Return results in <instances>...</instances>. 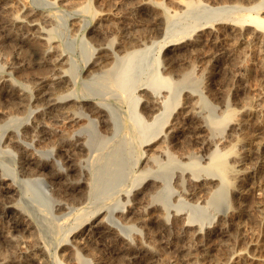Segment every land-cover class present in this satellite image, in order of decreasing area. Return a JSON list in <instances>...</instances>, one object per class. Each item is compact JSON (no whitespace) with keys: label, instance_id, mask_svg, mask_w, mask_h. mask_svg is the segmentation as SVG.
<instances>
[{"label":"rangeland","instance_id":"374dc122","mask_svg":"<svg viewBox=\"0 0 264 264\" xmlns=\"http://www.w3.org/2000/svg\"><path fill=\"white\" fill-rule=\"evenodd\" d=\"M140 1L144 0H4L5 3L0 0V5L3 6L1 15L7 9L11 11L7 10V13H4L7 16L14 12L15 16L19 14L23 17L29 8L36 12L33 18H38V25H43L42 28L46 34L44 37L50 40L44 41L47 42V46L52 45L50 56L62 51L61 53L65 55L64 59L68 60H65L64 63H66L61 64L62 66L59 65L60 67L56 66V70H66L64 72L71 82L70 88L73 89V93L85 94L105 104L110 117L109 125L104 132L94 121L89 124L84 123L81 132L84 139L80 140L84 146L77 148V153L72 157L73 162L66 158L72 146L58 139L40 144L37 147L40 153L29 154L32 160L49 159L48 167L41 175L42 180L38 181L26 179L19 174L18 165L21 158L15 147L7 143L8 134L19 133L21 127L34 118H41L46 125L65 129L69 134L80 129L65 127L67 125L59 123L61 120L59 117L55 119L49 115H42L41 112L36 113L38 108L35 107L40 105L37 100L31 103L28 100L24 101L22 108L17 110L14 104L0 99V163L8 169L11 168L13 174H9L8 177L13 176L14 179L11 193L5 194L0 190V264H163V262L164 264H197L201 255H204L200 260L202 264H221L227 257L232 260L229 264H264V30L253 27L244 28L239 21L247 13L256 15L260 11L248 9L249 5L257 0H145L148 1L145 6L134 4ZM79 3L83 7L86 5V12ZM73 4L74 8L71 7ZM72 8H76V12ZM78 11L80 13H77ZM42 12L50 17V23L53 22L51 25L49 22L46 25L42 24L39 16ZM152 14L155 18L163 16L157 27L153 24L155 18ZM261 15L263 16L264 13ZM29 19L26 18V20ZM232 24L235 26L232 27ZM14 31L18 32L17 34H20V31L21 34L24 33L22 34L24 36L26 33H31L30 35L34 33L33 30H23L19 27L11 29L12 33ZM183 31L187 33L183 37H178ZM4 33L5 30L0 27V76L9 71L12 72V66L17 67L16 73H19H12L11 83L17 85V88L25 89L28 96L37 93L33 88L37 82L49 78L48 76L55 71L49 64L37 66L34 62L33 54L37 55L39 47L41 48L45 42L29 35L25 43L27 47L23 48L21 43L6 39V33ZM130 36L140 38L142 45L139 48L146 46V49L133 58L129 65L118 74L120 63L117 62L119 57L127 51ZM174 39H178V43H185L187 48L177 49L174 54L176 61L173 63V68L164 72V51H159V47L167 41L169 44L172 43L170 41ZM31 42H34L33 45ZM41 42L44 44H40ZM100 45L109 46L110 50L106 53V57L103 56L104 59L103 57L98 59L103 62L102 67L99 64V67L94 68L93 62L97 59L96 48ZM107 54H110L112 59L107 57ZM166 57L174 58L172 52ZM68 67H73V70L75 68L73 72L70 70L74 74L68 72L70 69ZM155 68L172 81L167 87L150 88L149 81L153 79ZM104 69L106 71H103ZM118 82H121L122 86ZM135 83L142 84L139 87H145L148 92L155 94L162 101L163 108H165L164 103L167 104L168 110L164 117L161 116L163 124L155 129V139H158L163 131H168L172 127L169 125H172L175 118L180 119L186 112L194 117L193 123L203 125V131L190 138L185 133L177 137L172 133L173 137L171 135L168 136L169 139L165 137L166 140L163 143L160 137L151 148L152 150L148 151L149 147L142 144L144 139L138 133L146 127L149 119L147 120V117L144 115L145 118L141 113L140 102L144 93L139 91L137 86L133 91ZM118 85L121 87H117ZM34 103H38L37 106ZM244 107L247 108L246 110L255 111L256 118L243 111ZM227 109L238 110L235 114L237 118L233 114L234 116L230 118L231 122L228 119L226 123L224 119L223 125H220L221 117L224 118L223 115L225 116ZM158 113L160 112L156 114ZM137 114L145 121L134 128L130 127ZM250 117L253 120H250ZM234 118L246 121L242 126L245 132L242 127L241 130L233 127ZM213 122H218L219 125L216 123L214 125ZM237 134L238 137L244 135L242 139L240 137L236 140ZM201 138L211 140L212 145L203 147ZM233 138L235 141L240 140L238 145L241 147L237 145V142L234 144ZM158 146L162 148L164 154L154 151ZM228 146L230 147L226 148ZM232 147L235 148L232 149ZM243 148L245 151L242 150ZM213 149L218 150L219 153H224L223 151L227 149L228 153L226 152L223 158L228 161H224L228 163L227 166H233L232 161L238 158L232 156L233 154L239 155L241 165L238 167L245 172L241 174L239 171L237 175L226 173L227 176L231 175L229 178L225 174V179L229 178L227 186L231 185L233 188L229 187V189L225 186L223 189H227L222 190L224 191L222 195L214 196L211 204L207 205L205 204L207 194H204V191L199 190L194 197H186L184 194L187 186L185 183L183 186V182H177V178L179 175L185 178L189 171L198 170L192 165H186L188 160L196 161L199 170H204L208 163L207 157ZM229 149H232L230 153H233L232 155L229 154ZM239 149L242 151L239 152ZM226 154L230 156L227 157ZM146 155H151L153 159L155 156L156 161H147ZM57 167H68L63 173L65 175L61 176V181L65 183L76 181L81 172L85 183L81 187L84 194L80 203L73 205L69 200L68 191L64 189H62L64 191L61 189L56 191L55 187L58 188L62 184L55 186L47 180V170ZM197 174L202 176L206 173ZM147 179H153L155 182L156 188L152 192L146 188L152 180ZM251 179L256 181L251 182ZM229 181L232 183L230 184ZM233 182H236V185ZM253 182H261L258 190L251 188ZM236 187L240 192L246 191V193L233 192L232 189ZM179 188H182L181 192ZM176 191L179 193L177 194ZM135 196L138 202L133 205L132 199ZM66 199L70 205H67L63 211L55 212L52 205ZM258 200L262 204L259 209L254 208ZM146 202L152 203V212L164 215V223H168L170 227L174 210H178L186 218L188 214H191L193 220L191 224L194 226L182 232L172 227L160 230L154 223L147 220L139 221L136 211L144 209ZM10 206L15 209L9 208ZM130 206H134L135 213L128 215L130 219H122L121 212ZM96 215H100L97 219L100 218L105 226L111 227L118 238L114 239L112 236L91 238L84 235L77 239L78 242L75 245L70 244L73 238L71 234L75 231L78 234L83 229L84 223ZM144 217L149 219V215ZM21 219L22 221L24 219L23 223L28 221L26 225L28 224L31 233L24 231L25 225H16V222ZM96 220L95 222L98 221ZM219 222L225 228L224 233L222 235L214 233L208 244L195 248L188 237L189 232L196 227L206 237L208 235L206 232L212 230ZM187 240L190 242L188 243ZM170 243L176 247L181 244L180 251L177 252ZM64 244L67 245L64 246ZM138 244L145 245L147 248H145L146 251L144 250L145 253L141 254L143 257L140 255L135 258L136 255L133 253L135 248L140 246ZM149 245H152L151 248ZM35 246H41V251L35 249ZM185 249L189 250L190 255ZM41 252L45 256L39 255ZM238 253L242 254L240 258L235 256Z\"/></svg>","mask_w":264,"mask_h":264},{"label":"bare ground","instance_id":"6f19581e","mask_svg":"<svg viewBox=\"0 0 264 264\" xmlns=\"http://www.w3.org/2000/svg\"><path fill=\"white\" fill-rule=\"evenodd\" d=\"M145 1V0H144ZM144 1H140L138 3H134L136 4L137 6H141V5H144L147 3L148 4V1L144 2ZM3 3L4 0H2ZM49 2V1H48ZM153 2V1H151ZM2 3V5H3ZM66 3V2H65ZM67 3H70V2H67ZM66 3V4H67ZM76 3V1H75ZM154 3V2H153ZM157 3V2H156ZM178 3V2H177ZM186 3V2H185ZM189 3V1H188ZM64 4V3H63ZM80 4V3H79ZM78 4V5H79ZM82 4V2H81ZM81 4L79 6H81ZM86 4V3H85ZM84 4V5H85ZM112 4V3H111ZM116 4V3H115ZM179 5H182V3H178ZM7 6V4H4V6ZM125 5V4H124ZM69 6V4H68ZM79 6L77 8V5H76V8L79 9ZM120 6V5H119ZM136 6V7H137ZM147 6V5H146ZM71 7L74 8V4L73 6L71 5ZM83 7V6H81ZM121 7V6H120ZM150 7V6H148ZM153 7V6H152ZM69 8V7H68ZM72 8V9H73ZM75 9L74 12H76ZM84 11L86 12L85 8H86V5L83 7ZM147 8V7H146ZM154 8V7H153ZM25 9V8H24ZM90 9V8H89ZM135 9V8H134ZM249 10H260L259 12L256 13V15H252L250 13H247L245 14V16L240 19L239 21L241 22V25L246 28V27H253L255 29H263L264 30V15L262 16L261 14L264 13V0L260 1V0H257L255 1L253 4L249 5L248 7ZM8 10V9H7ZM6 10V11H7ZM10 10V9H9ZM8 10V11H9ZM82 10V9H81ZM80 10V12H82ZM132 10V9H130ZM147 10V9H146ZM3 11V6L0 5V27L3 28L5 30V38L8 39L9 41H12V42H17V43H21L22 44V47L25 48L27 47V45L25 46V43H27V38L28 36L31 34V33H26L25 36L22 35L24 33L21 34V32L23 31H19L20 34H17L18 32L15 33H12L11 32V29H13L14 27H19L23 30H33V36L30 35V37H34L40 41H43L45 42L44 40H46L48 42V37H44V34L45 31H44V28H42V26L40 27L38 25V22L37 19H34L33 16L36 15V12H34L33 10H28V12H26V15L24 16L23 14V17L21 18L19 16V14L17 16H15L13 13L9 16H7V14L5 15L4 12L3 14L6 16V18H2V15H1V12ZM71 11V10H70ZM11 12V11H9ZM79 11L77 13H80ZM88 12V11H87ZM125 12V11H124ZM7 13V12H6ZM46 13V12H45ZM151 13V12H150ZM155 13V12H154ZM9 14V13H8ZM47 14V13H46ZM107 14V13H105ZM161 14V13H160ZM159 14V15H160ZM51 15V14H50ZM110 15V14H108ZM129 15V14H127ZM38 16V14H37ZM40 21L42 22V24L44 23V25H46V23L49 22V25H51L53 22L50 23V17L48 15H45L44 12L40 13ZM38 16V17H39ZM153 16V14H152ZM151 16V17H152ZM158 16V15H157ZM162 16V15H160ZM72 17V16H71ZM150 17V16H149ZM148 17V18H149ZM154 17V16H153ZM25 18V20H24ZM26 18H30L29 20H26ZM33 18V19H31ZM104 18V17H102ZM117 18V17H116ZM155 18V17H154ZM163 18V16H162ZM161 17H157L155 18L153 24L154 26L157 27L158 25V22H160L162 20ZM107 19V18H106ZM111 19V18H109ZM112 20V19H111ZM110 20V21H111ZM40 22V23H41ZM120 22V21H119ZM100 24V23H99ZM108 24V22H107ZM48 25V26H49ZM73 25V24H72ZM103 25V24H102ZM115 26V25H114ZM125 26V25H124ZM153 26V25H152ZM235 26V24H232V27ZM53 27V26H52ZM51 27V28H52ZM106 27V26H105ZM55 28V27H54ZM59 28V27H58ZM104 28V27H103ZM114 28V27H113ZM143 28V27H142ZM137 29V28H136ZM146 29V28H145ZM144 29V30H145ZM2 30V29H1ZM16 30V29H15ZM47 30V29H46ZM104 30V29H103ZM107 30V29H106ZM139 30V29H138ZM18 31V30H17ZM136 31V30H135ZM48 32V30H47ZM139 32V31H138ZM55 33V32H54ZM133 33V32H132ZM136 33V32H135ZM187 33V31H183L181 33V36H178V37H183L185 34ZM138 34V33H137ZM144 34V32H143ZM135 35V34H133ZM139 35V34H138ZM137 35V36H138ZM142 35V34H140ZM2 36V35H1ZM140 37V36H139ZM47 38V39H45ZM116 38V37H115ZM114 38V39H115ZM124 38V37H123ZM178 39H181V38H178ZM178 39H174L170 42L167 41L165 43H162L159 47V51L163 50L164 51V62H163V71H168L170 70L171 68H173V63L176 61V57H174V54L176 53L177 49H180V48H187V45L185 43H178ZM238 39V38H237ZM7 40V41H8ZM129 42L130 44H128V48H126L127 51H125V54L122 55L121 57H119V61L117 63H120V67H118L119 71H118V74L121 73L120 71L124 70L128 65L129 63L133 60V58H135L136 56H138L141 52H143L146 48V46H143L142 49L139 48L140 45H142V42H140V38L136 37V36H130L129 37ZM4 41V40H3ZM29 41V40H28ZM31 41V40H30ZM36 41V40H35ZM50 41V40H49ZM108 41V40H107ZM115 41V40H114ZM37 42V41H36ZM43 42H41L40 44H42ZM47 42H45L44 45H42V47L40 48L39 45V52L37 55L33 54V57H34V62L37 66H41V65H46V64H49L53 69H55V71L50 75L48 76L49 78L45 79V80H42L40 82H37V85L33 88H35V91L37 93H33L32 95H27L26 94V91L25 89H20V88H17V85H15L14 83L12 84L11 82V76H12V73H16V69L17 67H11V70L12 72H8L4 75L1 74L0 76V99H3L5 100L6 102L8 103H11V104H14L16 109L18 110L19 108H22L23 106V103L24 101L26 102L28 100L29 103H31L32 101H35L36 100L38 101V103H40V105L38 107H35V108H38L36 110V113H40L42 115H46L49 117H53V118H61V120L59 121V123H62L64 125H67L65 127H73V128H78L80 130H77V131H74L72 133H66L67 130L65 129H60L58 127H53V126H48L46 125L41 118H34L32 120H30V123H25L21 128L20 132L18 133H11V134H8V137H7V143H10L13 148L15 147V149L17 150V153L18 155L20 156L21 158V161L19 162V165H18V172L19 174L26 178V179H33V180H38V181H41L42 178H41V175H43V171L46 170V168L48 167V164H47V161H49V159H44V158H37L36 160H32V158L29 157V154L30 153H34V152H39L37 147L42 144V143H45V141H51V140H54V139H58L60 140V142H63L65 144H67L68 146H72L73 148H71L69 151H68V154H66V158H69L71 162H73V159L72 157L74 156V154L77 153V148H79L81 146V148L84 146V143H82L80 140H83L84 138L83 135L81 134L82 132V126L84 125L85 122H87L88 124L91 123V121H94V123L96 125H98L102 131L104 132V129L107 130L106 128L108 127L109 125V120H110V117L108 115V112L106 111V106L105 104L101 103L100 101H97L96 99H91L89 98V96L87 95H83V94H80V95H76L73 93V89H71L70 85H71V82L68 78H66V75L64 71L60 70V69H57L56 70V66L60 67L62 66L61 64L64 63V61L66 60V58L64 59L65 55L62 54L60 51V53H57V55L53 54L52 56H50V53H51V47L47 46ZM118 42V41H117ZM128 42V43H129ZM32 43V42H31ZM34 43V42H33ZM32 43V45H33ZM122 43V42H121ZM125 43V42H124ZM127 43V42H126ZM9 44V43H8ZM20 44V46H21ZM29 44V43H28ZM39 43H37L38 45ZM49 44V43H48ZM12 45V44H11ZM10 45V46H11ZM54 45V44H53ZM56 45V44H55ZM122 45V44H120ZM127 45V44H126ZM9 46V47H10ZM15 46V45H14ZM25 46V47H24ZM36 46V45H35ZM115 46V45H114ZM123 46V45H122ZM3 47H4V44H3ZM7 47V46H6ZM13 47V46H12ZM56 47V46H54ZM117 47V46H115ZM119 47V46H118ZM195 47V46H194ZM198 47V46H197ZM59 48V46H58ZM112 48V47H111ZM124 48V49H125ZM227 48V47H226ZM234 48V47H233ZM20 49V48H19ZM37 49V48H36ZM56 49V48H54ZM53 49V50H54ZM97 51H96V61L94 60L93 62V66L95 68V66H100L101 61H99L98 59H100L101 57H106V53L108 52L109 49V46H99L96 48ZM117 49V48H116ZM33 50V49H32ZM119 50V48H118ZM123 50V49H122ZM227 50V49H225ZM29 51V50H28ZM38 51V50H37ZM36 51V52H37ZM221 51V50H220ZM22 52V50H21ZM26 52V51H24ZM23 52V54H24ZM35 52V51H34ZM55 52V51H54ZM91 52V51H89ZM115 52V51H114ZM122 52V51H121ZM170 52H172L173 54V57H166V55L168 56V53L170 54ZM33 53V52H31ZM112 53V52H111ZM110 53V54H111ZM224 53V52H223ZM237 53V52H236ZM90 54V53H89ZM109 54V55H110ZM214 54V53H213ZM233 54V53H232ZM55 55V56H54ZM92 55V54H91ZM107 54V57L111 58ZM117 55V54H116ZM219 55V54H218ZM222 55V53H221ZM24 56V55H23ZM213 56V55H212ZM235 56V55H234ZM27 57V56H26ZM32 57V58H33ZM103 57V59H104ZM224 57V56H223ZM229 57V56H228ZM24 58V57H22ZM212 58V57H211ZM219 58V57H218ZM95 59V58H94ZM112 59V58H111ZM118 59V58H117ZM23 61V59H21ZM27 60V59H25ZM229 60V59H228ZM20 61V59H19ZM68 61V60H66ZM103 61V60H102ZM108 61V60H107ZM112 61V60H111ZM157 60L155 59V62ZM214 61V60H213ZM231 61V60H230ZM21 62V61H20ZM28 62V61H27ZM215 62V61H214ZM233 62V61H232ZM30 63V62H29ZM28 63V64H29ZM66 63V62H65ZM64 63V64H65ZM69 63V62H68ZM157 63V62H156ZM100 64V65H99ZM22 65V64H21ZM31 65V64H30ZM48 65V66H49ZM60 65V66H59ZM114 65V64H113ZM65 66V65H64ZM63 66V67H64ZM106 66V65H105ZM115 66V65H114ZM30 67V66H29ZM45 67V66H44ZM57 67V68H58ZM71 67V66H70ZM68 67V69L70 68ZM102 67V65L100 66ZM107 67V66H106ZM111 67V66H110ZM43 68V67H42ZM67 67H65L66 69ZM73 68V67H72ZM70 68L69 69V73L71 72L70 70H72V72L74 70ZM115 68V67H114ZM113 68V69H114ZM121 68V69H120ZM67 69V70H68ZM88 69V68H87ZM101 69V68H100ZM99 69V70H100ZM247 69V68H246ZM89 70V69H88ZM91 70V69H90ZM112 70V67L110 69V71ZM103 71H106V69H104ZM109 71V72H110ZM70 73V74H74V73ZM112 72V71H111ZM19 73V72H17ZM16 73V74H17ZM103 73V72H102ZM69 74V75H70ZM106 74V73H105ZM110 76V75H109ZM190 76V74H189ZM19 77V76H18ZM71 77V76H70ZM153 79H150L149 81V84H150V88L154 89L157 87L158 88H162V87H167L172 81L169 80L168 77L166 76H163L158 70H156L155 68V71L153 72V75H152ZM186 77V76H185ZM191 77V76H190ZM210 77V76H209ZM44 78V77H43ZM42 78V79H43ZM98 78V77H97ZM102 78V77H100ZM107 78V77H106ZM184 78V77H183ZM182 78V79H183ZM103 79V78H102ZM112 79V78H111ZM185 79V78H184ZM93 80V79H92ZM108 80H110L108 78ZM113 80V79H112ZM99 81V80H97ZM102 81V80H100ZM191 81V80H190ZM187 82V81H186ZM93 83V82H92ZM34 84V83H33ZM36 84V83H35ZM116 84V83H115ZM114 84V85H115ZM118 84H122L121 82H118ZM138 84V83H137ZM136 83L133 84V91H134V88L137 86L139 87L140 85L142 84H139L137 85ZM120 85H118L117 87H121ZM32 86V85H31ZM34 86V85H33ZM31 88V87H30ZM32 89V88H31ZM111 89V88H110ZM139 91H142V93H144L141 97V102H140V110H141V113L143 114V116L149 121V123L146 124V127L143 129V130H140V133H138L141 138H143V143L144 146L146 147H149L147 148V150H152L151 148L154 147L155 143H157V141L160 139H162L161 143L165 142V137L168 138L169 135H171L172 133H174L173 136H176L177 135H181L183 133H185L186 136H188L189 138L192 137V136H195V134H198L199 132H202L203 131V125L201 123H193V116L192 115H189V114H186L185 112V115H183L180 119H174V122L172 123V125L170 124L169 126H172L168 131H163V134L158 138V139H155L154 137L156 136V133H155V129L158 125L162 126L163 124V120L161 118V116L164 117V114L167 112V104L164 103L165 105V108L162 107V101L160 99H158V97L153 94L152 92H148L147 88L145 87H139L138 89ZM31 91V90H30ZM34 91V92H35ZM141 96V95H140ZM37 103V104H38ZM249 103V102H248ZM25 104V103H24ZM35 104V103H34ZM37 104H35V106H37ZM251 104V103H250ZM250 104H246V105H250ZM30 105V104H28ZM33 105V103H32ZM31 105V106H32ZM107 105V104H106ZM194 105V104H193ZM192 105V106H193ZM34 106V105H33ZM244 106V105H242ZM251 106V105H250ZM249 106V107H250ZM246 107V106H245ZM244 107V108H245ZM108 108V107H107ZM192 108V107H191ZM264 108V107H263ZM163 109V112H161ZM189 109V108H188ZM186 109V110H188ZM242 109V107H241ZM247 108L243 109V111L245 110L248 115L250 116H254V113L255 111L253 110H246ZM253 109V107H252ZM185 110V111H186ZM190 110V109H189ZM193 111V108L191 109ZM231 109H227L226 111V114L225 116L223 115L224 118L221 117V123H219L220 125L223 123L222 121H225L224 119H226V123L229 119V121L231 122L230 118L232 116H234L236 114V112L238 110H233L235 111V113H233V111ZM255 110V109H254ZM264 110V109H263ZM16 111V110H15ZM241 110H239L240 112ZM262 111V110H261ZM157 112H160L158 114H156ZM238 112V114H239ZM11 113V112H10ZM242 113V111H241ZM191 114V113H190ZM195 114V113H193ZM234 114V115H233ZM246 114V113H244ZM258 114V113H257ZM42 115L40 117H42ZM182 115V114H181ZM247 116V115H246ZM180 117V116H179ZM197 117V116H196ZM195 117V118H196ZM236 117V115H235ZM240 116H238L239 118ZM248 117V116H247ZM246 117V118H247ZM256 118V116H254ZM237 118V117H236ZM251 118V117H250ZM254 118V119H255ZM3 119V118H2ZM235 119V118H234ZM249 119V118H248ZM258 119V118H257ZM6 120V119H5ZM11 120V119H10ZM13 120V119H12ZM17 120V119H16ZM59 120V119H58ZM134 122L133 124L131 123V126L130 127H136L138 124L140 123H143V121H145L142 116L140 115H136L134 118H133ZM220 120V119H219ZM250 120H253L252 118ZM29 121V120H28ZM151 121V122H150ZM233 121V120H232ZM147 122V121H146ZM228 122V123H230ZM254 122V121H253ZM257 122V121H256ZM10 123V122H9ZM216 122H213L214 125ZM225 123V122H224ZM246 123V121L242 120V119H235L234 122L232 123L233 124V127L236 128L237 130H241V127L244 126V124ZM250 123V122H249ZM259 123V122H257ZM217 124V125H219ZM232 124H230L232 126ZM253 124V123H252ZM255 124V123H254ZM155 125V127H154ZM223 125V124H222ZM226 125V124H224ZM167 126V125H166ZM216 127V126H215ZM214 127V128H215ZM219 127V126H218ZM232 127V129H233ZM255 127V125H254ZM247 128V127H245ZM218 129V128H217ZM221 129V128H220ZM243 131H244V128L242 127ZM70 131V129H69ZM242 131V133H244ZM240 132V131H239ZM237 133V132H236ZM246 134V133H245ZM244 134H242V137H243ZM172 136V135H171ZM172 136V137H173ZM237 136V137H236ZM171 137V138H172ZM236 137V140L238 138L241 137V135H239L238 137V134L235 135ZM241 137V139H242ZM185 139V137H183ZM187 138V137H186ZM189 138H187L189 140ZM247 138V137H246ZM169 139V138H168ZM202 139V145L203 147H210L212 145V141L209 140H205V138H201ZM209 139V138H208ZM234 139V138H233ZM232 139V140H233ZM186 140V139H185ZM244 140V139H243ZM249 140V139H248ZM1 141V139H0ZM29 141V142H28ZM57 141V140H56ZM240 141V140H239ZM239 141H235L234 139V144H236L237 142V145L239 143ZM145 142V143H144ZM186 142V141H185ZM231 142V141H230ZM264 142V141H263ZM244 143V142H243ZM242 143V144H243ZM233 145V142L231 143ZM231 144L229 143V145L231 146ZM241 144V143H240ZM245 144V143H244ZM259 144V143H258ZM257 144V145H258ZM228 145V144H227ZM230 146L226 147V148H229ZM235 146V145H234ZM240 146V145H238ZM244 146V145H243ZM237 147V146H236ZM241 147V146H240ZM259 149L260 147L257 146ZM264 147V146H263ZM235 148V147H234ZM232 147V149H234ZM239 148V147H238ZM257 148V149H258ZM216 149V148H215ZM213 149V151H211L210 155L207 157L208 159V163H207V166L204 167V170H202L203 168L201 167V170L200 171L199 169V165L196 161H189L188 160V163L186 165H192L194 166L195 168H197L198 170L194 169L189 171L190 173L185 176V178L181 175L178 176L177 178V182H183V186H184V183L185 185L187 186V191L185 192V196L186 197H194L196 194H197V191L201 190V191H204V194H207V199H205V204H211V201H212V198L214 196H218L220 195L221 193H223L224 191L222 190H225L223 189L225 186L226 187H231L230 186H227L229 185L228 184V180H229V176H227L226 173H233L234 175L236 174H239V171L240 173L241 172H245V171H241V169L238 167L241 165V160H240V156L239 155H235V154H230L231 153V150L232 149H229L230 152L229 154L232 155V156H237L238 158H235L234 161H232V165L233 166H227V160L226 158L223 160L224 156H225V153L227 152L226 150L223 151L224 153H219L218 150H215ZM258 149V150H259ZM240 150V149H239ZM244 150V148L242 149ZM242 150H240L239 152H241ZM261 150V149H260ZM155 152H158L160 154H162L164 151H162V148L160 146L156 147V149H154ZM220 151V150H219ZM235 151V150H233ZM236 151H238L236 149ZM245 151V150H244ZM257 151V150H256ZM264 151V150H263ZM40 153V152H39ZM228 153V152H227ZM257 153V152H256ZM164 154V153H163ZM167 154V152H166ZM227 155V154H226ZM230 155H227L230 156ZM242 155V154H240ZM245 155V154H244ZM147 156V155H146ZM145 156V158H146ZM39 157V156H38ZM148 159L147 161L151 160V161H156L155 160V156L154 159L152 158L151 155H148L147 156ZM171 157V156H170ZM244 157V156H243ZM242 157V158H243ZM153 160H152V159ZM246 158V157H245ZM171 159V158H170ZM229 159V158H228ZM224 161H227L224 163ZM244 161V160H243ZM231 164V163H230ZM229 164V165H230ZM73 165V169L75 168L74 166V163H72ZM233 167V169H232ZM239 168V170L237 168ZM51 169V168H50ZM68 167L66 168H62V167H57L55 169H51L50 171L47 170V180L53 184V185H61L60 187H55L56 188V191H58V189H64L66 191H68L70 193L69 195V200L71 201V203L74 205L75 203H80V201L83 199V192H82V185H84V178L81 176V172L78 177V179H75L76 181L74 182H68L66 180V183L61 181V176L62 175H65L63 173H65V171H67ZM76 171V168L74 169ZM193 171V173H191ZM205 172L206 174L205 175H202L200 176L199 174L197 173H200V172ZM9 174H13V171L10 169H8L7 167L4 166L3 163H0V190H2L5 194H8V193H11L13 191V189L11 188V186H14V179H13V176L12 177H8ZM211 174V175H210ZM213 174V175H212ZM225 174H226V177H229L227 178L228 180L225 179ZM242 174V173H241ZM259 174V173H258ZM239 176V175H238ZM247 176V175H246ZM198 177H202L201 179H196ZM242 178V177H241ZM234 179V177H233ZM232 179V180H233ZM238 179V178H237ZM250 179V178H249ZM254 179H255V176H254ZM254 179H251V182L254 180ZM259 179V177H258ZM263 179V178H262ZM147 180H152V182L150 183V185H148L146 188L147 190L149 189L150 192H152V190H155V185H154V180L153 179H147ZM236 181V178L234 179ZM241 180V179H240ZM239 180V181H240ZM243 180V178H242ZM245 180V179H244ZM9 181V183L7 182ZM238 181V180H237ZM256 181V180H254ZM245 182V181H244ZM250 182V183H251ZM230 183V181H229ZM232 183V181H231ZM230 183V184H231ZM234 183V182H233ZM236 183V182H235ZM234 183V184H235ZM261 182H253L252 183V186L251 188L254 189V190H258L260 188V184ZM178 184V183H177ZM249 184V183H248ZM236 185V184H235ZM250 185V184H249ZM181 186V184H180ZM234 186V185H233ZM239 186V185H237ZM62 187V188H61ZM182 187V186H181ZM233 188V187H231ZM237 188V187H236ZM232 189L233 192H239V194H244L246 193V191L244 192V188H243V192H240L239 191V188L237 189ZM181 189L180 192L182 191V188H179ZM230 189V188H229ZM62 190V191H64ZM249 191V190H248ZM176 193L178 194L179 192L176 191ZM147 193H145L146 195ZM222 195V194H221ZM149 196V195H148ZM178 196V195H177ZM205 196V197H206ZM11 197V196H9ZM145 197V196H144ZM151 197V196H149ZM248 197V195H247ZM147 198V197H146ZM150 199V198H149ZM251 199V198H250ZM133 205L137 204L138 202V199H137V196H135L133 199ZM151 201V200H149ZM252 202V201H251ZM254 203H257L255 201H253ZM262 202V201H261ZM253 204V203H252ZM67 205H70L69 201L66 199L65 201H58L56 202V204L52 205L53 206V210L56 212V211H63L64 209H66ZM239 205V204H237ZM233 206V205H231ZM253 206V205H252ZM264 206V205H263ZM236 208V206H234ZM239 207V206H238ZM262 207V204L260 203V201L258 200V203H257V206L254 207V208H261ZM9 208L11 209H15L13 206H10ZM152 203L151 202H146V205L144 206V209L142 210H138L136 211V214L138 215V219L139 221H145L147 220L148 222H151V223H154L155 226L160 229V230H165V229H170L171 227L172 228H178V230L184 232V231H188L190 227H193L194 225H192V216L191 214H188L187 215V218L186 217H183L182 216V213L181 212H178V210H174L173 212V216H172V220L170 221L171 223V227L168 225V223H164L165 221V217L163 214H158V213H154L152 212ZM203 208V207H202ZM232 208V207H231ZM233 209V208H232ZM264 209V208H263ZM95 214H97V212H94ZM134 214L135 211H134V206H130L128 209L124 210L121 212V217L122 219H125V218H129L128 215H131V214ZM232 213V212H231ZM237 213V212H236ZM146 215H149V219H146L144 216ZM100 215H96L95 217H92V219L90 221H87L84 223L83 225V229L78 233L76 234L77 232H73L71 234V236L73 238H71V241H70V244H76L78 241L77 239L80 238L81 236L83 237L84 235H87V237H101V236H112L114 237V239H117L118 238V235L114 234V231L112 230L111 227L109 226H105L103 223H102V220L99 218V220L97 219ZM148 218V217H147ZM98 221H97V220ZM130 219V218H129ZM95 220L97 222H95ZM24 221V219H23ZM22 219L19 221V222H16V225H25V228H24V231L26 230V232L28 231L29 233H31V231H29V227H28V224L26 225V223H23ZM129 221V220H128ZM235 221V220H234ZM142 223V222H141ZM147 223H145L146 225ZM30 225V224H29ZM221 225L223 224H219L216 225L212 230H209L207 231L206 233L208 234L206 237H204V234H202L198 228L195 227L194 230H191V232H189V239L191 240V242L194 243V246L195 248H199V247H203L205 246L206 244H208L207 242L211 240L212 236L214 235V233H221V235L224 233V229ZM189 227V228H188ZM238 228V226H236ZM177 230V231H178ZM179 231V233H180ZM36 232V231H35ZM170 232V231H169ZM175 232V231H174ZM205 233V234H206ZM173 234V233H172ZM175 234V233H174ZM184 234V233H183ZM187 234V233H186ZM185 235V234H184ZM216 235V234H215ZM35 236V235H34ZM176 236H177V233H176ZM172 237V235H171ZM170 237V238H171ZM32 238L34 239V237L32 236ZM85 238V237H84ZM174 238V237H173ZM175 240V239H174ZM190 240L188 241V243L190 242ZM81 241V240H80ZM82 241H83V238H82ZM151 241V239H150ZM150 241H148L150 243ZM173 241V240H171ZM184 241V240H183ZM186 241V242H187ZM175 242V241H173ZM178 242V241H177ZM81 243V242H80ZM153 243V242H152ZM176 243V242H175ZM185 243V242H184ZM151 244V243H150ZM187 244V243H186ZM192 245V243H190ZM256 244V243H255ZM254 244V245H255ZM67 245V244H64V246ZM140 245V244H138ZM154 245V244H152ZM152 245H149L150 248ZM156 245V244H155ZM171 246H173V248L179 252V247H181L179 245V247H176L174 246L172 243H170ZM185 245V244H184ZM188 245V244H187ZM186 245V247H187ZM257 245V244H256ZM255 245V246H256ZM178 246V245H177ZM253 246V245H252ZM254 246V247H255ZM155 247V246H154ZM189 247V246H188ZM191 247V246H190ZM35 249L37 248V250L41 251V246H35L34 247ZM145 248H147V246L145 245H140L139 247L135 248V252L133 253L134 255H136L135 258H138L142 252H144ZM149 248V247H148ZM184 248V246H183ZM119 249V248H118ZM126 249V248H125ZM154 249V248H153ZM256 249V248H255ZM158 252V249H156ZM182 250V249H181ZM205 250V249H204ZM43 251V250H42ZM146 251V250H145ZM152 250L150 249V252ZM185 251H187L185 249ZM208 251V250H207ZM148 252V251H147ZM184 252V251H183ZM189 250L186 252L188 253ZM193 252V251H192ZM191 252V253H192ZM123 253V252H122ZM145 253V252H144ZM153 253V252H151ZM159 253V252H158ZM207 253V252H205ZM193 254V253H192ZM191 254V255H192ZM39 255H42V256H45L44 254L39 253ZM75 255V254H74ZM125 255V254H124ZM144 255V258H145V254ZM187 255V254H186ZM185 255V256H186ZM188 255H190V252L188 253ZM242 254L241 253H238L236 254L235 256L237 258H240ZM12 256V255H11ZM142 256V255H141ZM158 256V255H157ZM160 256V255H159ZM195 256V254H194ZM193 256V257H194ZM201 256H204V255H201ZM199 257L200 259L197 260V264H202V262L200 261L202 257ZM3 257V256H2ZM143 257V256H142ZM198 257V256H197ZM218 257V256H217ZM233 257V256H232ZM76 258V257H75ZM149 258V257H148ZM159 258V257H158ZM192 258V256H191ZM195 258V257H194ZM228 258V259H227ZM226 260L224 262H222L221 264H229V262L231 263L232 260L231 258L227 257ZM6 259V257H5ZM154 259V258H153ZM165 259V258H164ZM193 259V258H192ZM225 259V258H224ZM234 259V258H233ZM255 259V258H254ZM253 259V260H254ZM139 260V259H138ZM150 260V259H149ZM157 260V259H155ZM162 260V259H161ZM168 260V259H167ZM216 260V259H215ZM219 260V259H218ZM261 260V259H260ZM259 260V261H260ZM141 261V260H140ZM159 261V260H158ZM156 261V262H158ZM166 261V260H165ZM169 261V260H168ZM220 261V260H219ZM234 261V260H233ZM258 261V262H259ZM3 262V261H2ZM39 262V261H38ZM150 262H152L150 260ZM154 262V261H153ZM161 262V261H160ZM167 262V261H166ZM170 262V261H169ZM195 262V261H194ZM199 262V263H198ZM212 262V261H211ZM216 262V261H214ZM264 262V261H263ZM165 262H163L164 264ZM213 263V262H212ZM219 263V262H218ZM235 263V262H234ZM16 264V263H15ZM40 264V263H39ZM146 264V263H145ZM148 264V263H147ZM157 264V263H156ZM171 264V263H169ZM214 264V263H213ZM217 264V263H215Z\"/></svg>","mask_w":264,"mask_h":264}]
</instances>
